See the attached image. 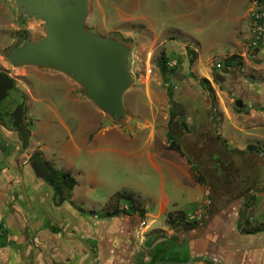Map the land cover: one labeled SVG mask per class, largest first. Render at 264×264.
Returning a JSON list of instances; mask_svg holds the SVG:
<instances>
[{"label":"rangeland","instance_id":"rangeland-1","mask_svg":"<svg viewBox=\"0 0 264 264\" xmlns=\"http://www.w3.org/2000/svg\"><path fill=\"white\" fill-rule=\"evenodd\" d=\"M229 1L91 0L92 13L89 8L87 13V18L91 15V22L87 23L90 33L117 37L129 48L127 67L131 82L122 99L125 116L122 120L115 116L112 122L123 126L125 133L155 135L156 146L165 150L176 152L174 149L178 148L194 181L203 188L202 202L195 208L196 196L187 187L188 179L175 169H167L158 160L157 149L142 146L143 141H138L136 149L143 156L139 166L119 163L112 152H104L100 145L91 146L88 151L80 145L81 152L74 150L71 136L80 138L86 124L82 120V103L70 102L62 92L67 83L64 75L44 67H13L6 60L17 42L23 45L40 39L45 33L44 24L21 15L15 2L0 0V70L7 72L16 89L27 96L26 125L32 133L40 124L43 126L41 141L50 147L51 154L56 153L54 165H62L79 181L77 191L83 207H93L100 213L108 204L112 206L116 193L126 191L122 187L128 183L147 184L152 190L164 185L163 192L172 199L169 209L179 214L175 217L178 221L170 218L173 225L196 210L204 216L228 205L230 211H238L239 226L264 227V102L246 89V83L264 79L262 62L257 57L264 31L259 40L253 32L254 16L261 14L259 23L264 30V10L255 0ZM242 15V19L234 20ZM189 50L193 53L189 54ZM163 59L165 71L159 68ZM170 61L175 65L169 66ZM69 81L74 86L73 96L86 97L82 87L71 78ZM28 90L46 94V101H34ZM48 100L57 101L63 124L53 115L48 122ZM94 112L86 120L91 121ZM42 113L46 116L41 117ZM205 133L218 138L239 162L253 154L261 160L251 188L244 186L249 194H223L213 203L212 210L215 194L199 171L198 157L191 149L194 142L206 141ZM171 152L170 156L176 158ZM148 153L154 155L152 160H147ZM255 162L253 158L254 167ZM82 166L97 179L95 183L88 182L86 173L77 174ZM60 196L63 198L64 192ZM119 203L123 206L130 202L122 198ZM87 218L92 220L90 214ZM149 220L146 232L164 226V217L153 223Z\"/></svg>","mask_w":264,"mask_h":264},{"label":"crops","instance_id":"crops-1","mask_svg":"<svg viewBox=\"0 0 264 264\" xmlns=\"http://www.w3.org/2000/svg\"><path fill=\"white\" fill-rule=\"evenodd\" d=\"M236 1L239 0L229 2ZM92 6L91 0H88L90 14ZM100 10L104 12L102 7ZM242 17L237 16L234 20ZM89 21L91 15L86 19L88 29ZM260 44L262 47L257 57L264 69V34ZM66 82L65 89H62L65 98L72 103L81 102L85 112H82L83 124H86L84 134L80 138L71 136L76 152L82 151L80 145L86 146L87 151L91 146L100 145L104 152H112L119 163L139 166L137 163L143 156L138 155V141H143L142 146L157 149V158L166 164L167 169H175L188 179L187 187L196 196L193 204L195 208L200 205L203 188L194 181L185 158L177 152L156 146L153 134L125 133L123 126L113 123L88 98L73 96L74 86L68 78ZM246 86L254 93L255 99L264 102V79H259L258 83H246ZM27 93L34 101H46L44 93H35V90H28ZM48 103L51 113L48 122L51 123L53 115L63 124L57 101L48 100ZM92 111L95 112L91 121L86 120ZM45 116L41 114V117ZM103 122H107L105 126ZM42 129L40 124L27 146L21 148L14 134L0 128V225L5 231V240L0 244V264H264V230L241 233L238 224L240 215L234 209L230 211L228 205L211 212L197 228L185 233L173 232L178 229H173V224L169 226L168 215L175 219L179 214L169 209L172 199L163 192L164 185L152 190L147 184H125L122 188L132 194L138 209L121 211L119 201L122 198H116L112 206L108 204L97 213L93 207L82 206L77 191L79 181L59 164L60 167L54 166L55 169L68 173L75 184L68 190L66 201L60 205L53 202V188L29 163L30 156L37 155L54 165L56 153L51 154L50 147L42 143ZM170 152L176 158H172ZM153 158L154 155L147 154V160ZM80 168L77 174L86 173L90 184L96 182L97 179L88 174L84 166ZM172 176L176 179L175 175ZM112 210L116 213L107 216ZM88 214L92 220L87 218ZM161 217H164V226L146 232L147 221L150 219L153 223ZM141 221H145L147 226L137 235L136 228Z\"/></svg>","mask_w":264,"mask_h":264},{"label":"water","instance_id":"water-1","mask_svg":"<svg viewBox=\"0 0 264 264\" xmlns=\"http://www.w3.org/2000/svg\"><path fill=\"white\" fill-rule=\"evenodd\" d=\"M13 1L21 15L42 22L45 33L35 42H17L8 51L7 62L16 67H44L71 78L111 121L116 114L122 120L123 94L131 82L127 67L129 48L117 37L90 33L86 27L88 0ZM12 87V80L0 75V100ZM20 116L18 107L13 117L18 121ZM253 158L255 154L248 156L249 161ZM44 169L42 165L38 171L42 173Z\"/></svg>","mask_w":264,"mask_h":264},{"label":"flooded vegetation","instance_id":"flooded-vegetation-1","mask_svg":"<svg viewBox=\"0 0 264 264\" xmlns=\"http://www.w3.org/2000/svg\"><path fill=\"white\" fill-rule=\"evenodd\" d=\"M0 75H6L7 78L11 79L9 74L3 70H0ZM65 77L68 78L67 76ZM12 84L13 87L7 90V95L0 100V128L8 133L14 134L18 142H20L21 148H24L27 146L28 140L32 135L30 127H27V121L25 120V115L27 114V96L22 91L16 89L14 80H12ZM18 107H21V116L19 120L16 121L13 114ZM204 137L206 141L198 140L194 142L191 149L195 156L198 157L199 171L205 175L211 192L215 194V199L212 201L210 209L212 210L213 203L223 194L234 196L236 193H239L242 197L249 194L247 189H250L252 186L251 180L254 178L255 172H257V170L259 171L258 168L261 164V160L258 155L255 154V167L252 166L251 161L248 160L249 155L245 156L244 162H239V160L235 159L232 151L223 146L218 138L211 135L209 136L207 133L204 134ZM29 163L37 174L46 177L45 179H47L48 183L53 188L55 196L52 198L53 202L60 205L68 199V191L63 198L60 196L61 191L64 192L66 189L69 190L66 181L62 177L63 172L55 169V165H53L50 160L41 156H30ZM42 165L45 169L40 173L38 168ZM246 185L248 186L247 189L244 187ZM210 213L204 214L203 218L198 222L189 223L180 221L176 225H172L173 229H178L173 230V232L185 233L186 231L197 228L198 225L203 224L207 220V216L210 215ZM181 226L182 228H179Z\"/></svg>","mask_w":264,"mask_h":264},{"label":"trees","instance_id":"trees-1","mask_svg":"<svg viewBox=\"0 0 264 264\" xmlns=\"http://www.w3.org/2000/svg\"><path fill=\"white\" fill-rule=\"evenodd\" d=\"M255 1H256L257 5H258L259 7H261V6L263 5V3H264V0H255ZM120 41H122V40H120ZM190 53H193V52L189 50V54H190ZM232 58H234V56H232L231 59H232ZM161 59H162V58H161ZM190 60L192 61V57H191ZM159 68H160L162 71H165V70H166V61H165V59H163L162 62H159ZM203 84L206 85V89H207L209 95H211V94H212V90H211L210 86L208 85V84H209L208 81L204 79V80H203ZM115 116L117 117V114H116ZM169 146H170V145H169ZM250 149H252V150H256V151L258 150L257 148H251V147H250ZM174 151H176L177 153L180 154V152L178 151V148H175ZM258 151H259V150H258ZM62 177H63V179L66 181V183H67V187H68L69 189H70L71 187L74 186L75 181L69 176L68 173H63V174H62ZM115 196H116V198H127V199L129 200V202H130L129 205H130V209H131V211H135L136 209H138V207H136L135 204L133 203L134 199H133V196H132L131 193H128V192L123 191V192H118V193H116ZM115 213H116V212H115L114 210H112L111 213H107V216L114 215ZM140 214L142 215V210L140 211ZM171 216H172V215L169 214V215H168V219H167V223H168L169 225L172 224V223H171V220H170ZM239 227H240V231H241V233H244V234H249V233H259V232H262V231L264 230V227L259 228V229H257V228H254V229L246 228L245 226H242V225L239 226ZM4 240H5V231H2L1 234H0V244L3 243Z\"/></svg>","mask_w":264,"mask_h":264},{"label":"built area","instance_id":"built-area-1","mask_svg":"<svg viewBox=\"0 0 264 264\" xmlns=\"http://www.w3.org/2000/svg\"><path fill=\"white\" fill-rule=\"evenodd\" d=\"M261 17V18H260ZM263 14H261L260 16L256 15L254 16V23H253V32L256 34V38L257 40L260 39L261 34L263 33V27L262 25L259 23V19H262ZM258 19V20H257ZM169 66H174L175 62L174 61H170V63L168 64ZM121 211H125V212H131L130 209V205L129 204H125L123 206H121ZM203 218V214L201 210H196L190 214H187L183 217V221L185 222H198ZM146 222L145 221H141L139 223V225L136 228V234H141L143 232L144 229H146ZM4 231V228L2 225H0V234L1 232ZM213 262H215V260H212Z\"/></svg>","mask_w":264,"mask_h":264}]
</instances>
